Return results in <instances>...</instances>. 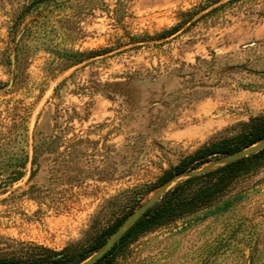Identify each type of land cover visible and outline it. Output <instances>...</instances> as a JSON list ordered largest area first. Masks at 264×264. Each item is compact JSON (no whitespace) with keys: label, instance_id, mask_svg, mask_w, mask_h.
<instances>
[{"label":"rangeland","instance_id":"374dc122","mask_svg":"<svg viewBox=\"0 0 264 264\" xmlns=\"http://www.w3.org/2000/svg\"><path fill=\"white\" fill-rule=\"evenodd\" d=\"M224 2L0 0V260L85 255L162 176L264 131V0ZM129 247L131 264H264V152Z\"/></svg>","mask_w":264,"mask_h":264},{"label":"trees","instance_id":"16d2710c","mask_svg":"<svg viewBox=\"0 0 264 264\" xmlns=\"http://www.w3.org/2000/svg\"><path fill=\"white\" fill-rule=\"evenodd\" d=\"M242 0H226L220 6L237 3ZM218 7L213 8L216 10ZM90 54V52H88ZM264 137V131L255 127L248 140L241 145L231 148L219 149L215 146L204 148L189 159L191 164L183 163L173 172L162 176L155 188H158L176 174L186 170H193L222 155L241 150ZM264 152V147L254 153L237 158L231 162L217 166L213 169L184 178L168 188L142 215L119 237L113 246L92 264H131L133 251L129 247L140 234L151 232L156 227H162L175 222L187 215L200 212L219 203L224 192L229 188L249 160ZM190 163V162H189ZM106 241V240H104ZM97 246L85 255L79 257L70 254L67 249L55 251L50 248L35 245L34 250L25 256L27 264H79L87 259L103 244ZM253 257V255H252ZM251 260L249 264H251ZM0 264H10L9 261L0 260Z\"/></svg>","mask_w":264,"mask_h":264},{"label":"water","instance_id":"95a60500","mask_svg":"<svg viewBox=\"0 0 264 264\" xmlns=\"http://www.w3.org/2000/svg\"><path fill=\"white\" fill-rule=\"evenodd\" d=\"M264 147V137L261 138L259 141L251 144L248 147H245L241 150L231 152L225 155H222L220 157H217L213 160H210L209 162L205 163L201 167L193 170H186L184 172H181L179 174H176L173 176L170 180L162 184L156 189V192L153 197L148 199L141 207H139L137 210H135L128 218H126L119 227L110 234V236L107 238V240L104 242V244L95 251L91 256H89L84 261L80 262L79 264H92L99 258H101L116 242V240L121 237L124 232L127 230L128 227H130L132 224H134L141 215L172 185H174L176 182L190 177L195 174H199L201 172H205L207 170L213 169L217 166H221L223 164H226L228 162H231L237 158L247 156L248 154L254 153Z\"/></svg>","mask_w":264,"mask_h":264}]
</instances>
